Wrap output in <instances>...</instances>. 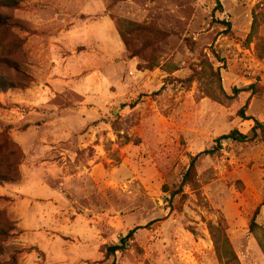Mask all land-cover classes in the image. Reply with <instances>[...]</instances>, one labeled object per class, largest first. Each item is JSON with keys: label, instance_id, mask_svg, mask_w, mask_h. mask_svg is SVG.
I'll return each mask as SVG.
<instances>
[{"label": "rangeland", "instance_id": "obj_1", "mask_svg": "<svg viewBox=\"0 0 264 264\" xmlns=\"http://www.w3.org/2000/svg\"><path fill=\"white\" fill-rule=\"evenodd\" d=\"M219 1L103 0L131 58L120 39L49 47L62 5L0 0V264H221L210 224L264 264V130L169 195L191 156L264 126V0Z\"/></svg>", "mask_w": 264, "mask_h": 264}, {"label": "trees", "instance_id": "obj_2", "mask_svg": "<svg viewBox=\"0 0 264 264\" xmlns=\"http://www.w3.org/2000/svg\"><path fill=\"white\" fill-rule=\"evenodd\" d=\"M215 3L217 4L218 8L221 7L219 0H215ZM118 21H119V24H121L122 26L126 28H131V25H134L131 23V21H128L125 19H119ZM224 23L227 25V27H230V24L228 22H224ZM116 31L119 36V39L124 44V47L126 48L127 52H129L130 57L131 58L135 57L136 53L131 49L130 44H129L130 41L126 38L128 35H125V32L120 30V28L119 29L117 28ZM11 87H12V84L8 81V79L4 77L2 74H0V91H6L7 89ZM246 89L253 90L254 85L252 84ZM240 115L244 119H249L245 117L244 109H241ZM253 120L255 124L251 130V133H252L251 136H249L248 134H242L237 130H231L229 133L221 135L216 140H214V145L212 146V148L205 149L203 152L197 155L191 156L189 158L185 172L183 173L180 182L177 185H175L173 189L170 190V194H169L170 198L172 199L174 196L178 195L179 193H182L183 188L185 186H190L193 184V179H194L195 170H196V163L200 155L214 154V152L217 151L221 147L222 143L225 141L230 140V141H235V142H247V141L255 139V137H257L258 130L262 132L264 130V126L257 119H253ZM95 123L97 122H94V124ZM0 180H6V178H2ZM169 203H171V200H169ZM259 212H260V209L258 207L255 210L253 218L251 220V224H250L251 232H256V230L258 229V225L256 224V217L259 215ZM217 229L218 228L210 224V233L213 237L214 248H215V252H216L218 260L222 262L221 264H239L237 256L235 252L233 251L229 243V240L223 233L219 235L217 232L219 229L218 230ZM134 232H135V229L130 230L124 238L120 239L118 244L105 246L104 247L105 259L114 258L116 253L125 250V245L127 244L129 239L133 238ZM257 241L260 247L264 249V235H263V239L260 236L257 237ZM110 264H115L114 259H112Z\"/></svg>", "mask_w": 264, "mask_h": 264}, {"label": "crops", "instance_id": "obj_3", "mask_svg": "<svg viewBox=\"0 0 264 264\" xmlns=\"http://www.w3.org/2000/svg\"><path fill=\"white\" fill-rule=\"evenodd\" d=\"M51 1L62 5V8L60 11H57L59 9L53 11L49 19L48 26L51 29V34L47 38L49 47H60L67 44L89 45L95 48V51L108 44H116L118 47L119 36L112 22L104 15L103 0H99L101 4L99 9L98 0ZM134 1L131 0V3ZM69 10H73L74 13L69 14ZM106 27L107 31H105Z\"/></svg>", "mask_w": 264, "mask_h": 264}]
</instances>
